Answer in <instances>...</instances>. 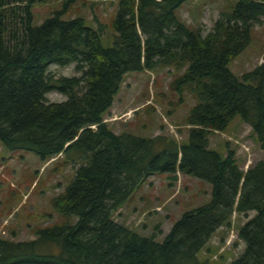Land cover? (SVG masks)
Here are the masks:
<instances>
[{
    "label": "trees",
    "instance_id": "trees-1",
    "mask_svg": "<svg viewBox=\"0 0 264 264\" xmlns=\"http://www.w3.org/2000/svg\"><path fill=\"white\" fill-rule=\"evenodd\" d=\"M45 1L0 0V144L77 164L53 202L76 223L39 230L31 241L0 239V264H208L198 254L233 215L246 222L237 231L244 250L230 264H264V161L243 171L233 151L221 154L208 139L239 118L264 151V55L240 77L228 68L264 20V0H238L204 36L176 16L189 0H119L109 48L80 18L57 13L33 26L31 9ZM50 65H74L79 76L52 78ZM162 67L183 71L172 89L196 102L186 141L112 133L104 117L123 77ZM53 91L66 100L48 102ZM176 172L207 183L210 196L161 243L113 220L150 176Z\"/></svg>",
    "mask_w": 264,
    "mask_h": 264
},
{
    "label": "rangeland",
    "instance_id": "rangeland-1",
    "mask_svg": "<svg viewBox=\"0 0 264 264\" xmlns=\"http://www.w3.org/2000/svg\"><path fill=\"white\" fill-rule=\"evenodd\" d=\"M238 0H189L176 11L187 26L207 34L220 14ZM119 0H46L32 9L33 26L60 14L61 19L80 18L86 27L97 31L101 45L112 47L115 39L113 20ZM264 55V20L254 25L247 48L228 65L236 77L251 71ZM52 78L79 76L74 65H50ZM171 67L153 71L131 72L123 77L104 122L114 134L129 133L143 138L164 136L177 144L186 141L190 126L187 117L195 100L187 93L172 89V83L182 75ZM48 102H63L58 92L46 95ZM209 147L219 153L233 151L239 167L246 171L258 161H264L251 129L239 118L224 132H211ZM77 164L62 156L46 162L31 152L9 151L0 144V239L26 242L36 239L37 231L53 226H72L74 216L60 215L53 202L64 195L72 182ZM210 186L189 175L154 174L137 188L125 204L112 214L113 220L140 236L161 243L172 225L183 213L205 204ZM250 213L248 217H251ZM246 222L233 215L229 228L219 229L198 254L208 264H230L244 250L237 231ZM44 250H48L45 248ZM54 253H58L56 250Z\"/></svg>",
    "mask_w": 264,
    "mask_h": 264
},
{
    "label": "crops",
    "instance_id": "crops-1",
    "mask_svg": "<svg viewBox=\"0 0 264 264\" xmlns=\"http://www.w3.org/2000/svg\"><path fill=\"white\" fill-rule=\"evenodd\" d=\"M209 198V196H207V199Z\"/></svg>",
    "mask_w": 264,
    "mask_h": 264
},
{
    "label": "water",
    "instance_id": "water-1",
    "mask_svg": "<svg viewBox=\"0 0 264 264\" xmlns=\"http://www.w3.org/2000/svg\"><path fill=\"white\" fill-rule=\"evenodd\" d=\"M180 157V156H179Z\"/></svg>",
    "mask_w": 264,
    "mask_h": 264
}]
</instances>
